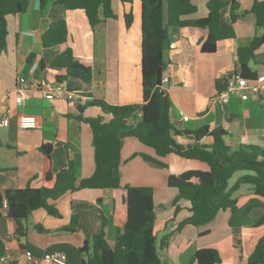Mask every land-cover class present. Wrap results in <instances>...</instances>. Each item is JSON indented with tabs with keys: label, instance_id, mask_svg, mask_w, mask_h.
I'll return each mask as SVG.
<instances>
[{
	"label": "crops",
	"instance_id": "0c3cea01",
	"mask_svg": "<svg viewBox=\"0 0 264 264\" xmlns=\"http://www.w3.org/2000/svg\"><path fill=\"white\" fill-rule=\"evenodd\" d=\"M196 11L183 15L182 19H197L208 13V0H191ZM220 22L230 20L232 0H220ZM254 0H235L240 16L234 21V37L220 40L213 53L201 52L197 31L191 25L170 26V48L163 54L166 63L163 81L167 88L171 107L169 119L179 131L223 128L224 141L230 148L241 144H255L264 148V97L250 95L243 100L231 95L226 103L217 99L219 89L216 80H226L237 72V50L247 46L250 40L264 32L255 24L250 12ZM111 7L115 17L107 18L91 27L84 10L66 9L62 4L49 0L43 9L38 0H29L28 8L20 14H9L7 20L6 47L0 52V120L7 108L11 109L7 125L0 124V193L26 186L39 187L41 173L65 168L71 162L75 169L76 183L91 175L94 169L92 134L82 117L101 115L104 121L110 115L100 108L87 105L91 97L103 98L110 104H134L142 101L141 86V5L140 0L122 2L113 0ZM132 13V22L125 25L124 13ZM64 20L67 44L73 55L91 68L92 78L84 82L68 77L70 88L81 93L77 102L62 99L47 100L42 96V83L53 82L55 69L50 62L59 53L57 45L43 47L41 35L48 26ZM30 53L35 55L32 72L25 76L28 88L23 102L16 103V78L25 67ZM44 67L37 69L38 61ZM248 67L257 75L264 74V44L256 51ZM37 69V71H36ZM222 86V85H221ZM164 87V86H163ZM83 110L80 112L78 106ZM182 113L188 116L184 121ZM176 141L187 145L192 141L177 135ZM211 144V137L200 140ZM52 143L50 156L44 159L40 146ZM143 154L164 162L161 167L143 158ZM191 161L174 153L158 156L154 149L136 137L123 139L120 150V186L118 188H82L67 192L55 201L59 217L48 214L43 208L33 210L21 220V233L15 220L4 215L0 206V242L6 262L28 264L26 254L42 257L46 252L62 251L70 264H81L78 248L85 234L103 232L110 245L114 244L116 230L126 219L124 186H149L153 189L154 231L158 238L174 230L177 224L190 214L189 202L179 201L174 212L172 200L176 189L167 185L169 172L182 170ZM245 172H240L237 178ZM236 178V179H237ZM235 179V181H236ZM53 181V179H52ZM235 181H230L232 185ZM249 184H242L233 192L237 205H243L253 197ZM261 207L254 208L250 216L263 214ZM72 216L77 218L74 231L66 230ZM230 211L220 210L208 223L198 227L188 226L183 233L171 235L161 251L164 264H196L191 258L202 247L217 249L222 264H245L257 240L264 234V224L258 228H232L228 225ZM39 226V228L37 227ZM234 239L239 245H234ZM264 264V263H263Z\"/></svg>",
	"mask_w": 264,
	"mask_h": 264
},
{
	"label": "trees",
	"instance_id": "16d2710c",
	"mask_svg": "<svg viewBox=\"0 0 264 264\" xmlns=\"http://www.w3.org/2000/svg\"><path fill=\"white\" fill-rule=\"evenodd\" d=\"M48 1L38 0L39 8L43 9ZM51 1L62 4L66 9L84 10L91 27L97 26L107 18L115 17L111 7L113 0ZM28 5L29 0H0V52L6 47L7 15L23 13ZM140 5L142 101L116 105L100 97H91L87 102V105L98 107L103 114L110 115L108 121H104L101 115L79 116L91 129L94 161L91 175L76 183L75 169L71 162L65 168L58 169L54 176L51 172L43 170L39 187L28 185L0 193V206L4 195L8 202L7 216L15 220L17 232L21 233V220L27 218L33 210L43 208L48 214L59 217L55 201L67 192L82 188H118L123 139L136 137L140 142L152 147L158 156L174 153L191 161L182 170L169 172L167 175V185L177 191L172 200L174 212L179 209V201L185 200L189 202L190 214L182 219L174 230L158 238L154 231L153 189L149 186L127 184L124 186L126 219L123 226L116 230L114 244H109L103 232L92 234L84 229L85 237L78 248L81 264H164L161 251L171 235L183 233L188 226L198 227L210 222L220 210L230 211L228 225L232 228H258L264 224V212L256 218L250 216L254 208L264 209V148L255 144H241L232 150L224 141L227 132L221 127L209 129L208 126H203L190 131L175 129L169 119L170 99L162 85L166 66L163 54L170 48L169 27H195L201 52L210 54L216 50L220 40L234 37L233 23L240 16V13L236 12L238 4L232 0L230 20L227 23L220 22V11L223 7L220 0H208L207 15L197 19L181 18L196 11V6L191 0H140ZM250 12L255 18L256 26L264 27V0H254ZM124 21L129 27L132 22L130 10L124 13ZM40 39L45 48L54 45L60 48L59 53L50 62V67L55 69L53 82L65 81L68 77L84 82L91 80V68L75 57L67 44L64 20L51 23ZM263 44L264 32L254 36L247 46L238 48V68L234 73L246 79L254 77L248 62ZM34 57L33 53L28 55L22 75L28 74ZM43 67L44 62L39 60L37 69ZM225 83L224 79L216 80L219 89L223 88ZM78 109L81 112L83 107L79 105ZM177 135H183L192 142L187 145L180 144L175 139ZM204 137H211L212 143H201L200 140ZM52 148V143L41 144L40 150L44 159L49 158ZM142 156L161 167H168L153 157L145 154ZM237 171L246 172L229 185V179ZM242 184H249L254 196L238 206L233 192ZM76 227L77 218L72 216L65 229L74 231ZM234 245H239L238 239H234ZM3 252L4 247L0 242V256ZM191 261L196 264H222L217 249L213 247L197 249ZM263 263L264 234L257 240L245 264Z\"/></svg>",
	"mask_w": 264,
	"mask_h": 264
},
{
	"label": "built area",
	"instance_id": "2783aa9c",
	"mask_svg": "<svg viewBox=\"0 0 264 264\" xmlns=\"http://www.w3.org/2000/svg\"><path fill=\"white\" fill-rule=\"evenodd\" d=\"M35 65H31L29 71L34 70ZM16 95L15 102L22 103L24 94L28 88V82L24 75L21 73L16 78ZM42 96L47 100L62 99L66 101H79L81 93L75 89L70 88L64 82H45L42 83ZM264 94V74L257 75L253 79H246L238 74H231L227 77L225 88L217 95V99L226 103L229 101L231 95H237L239 98L245 100L250 95ZM11 112L10 108L5 110L4 117L0 120L1 125H7L8 115ZM182 119L186 121L188 116L182 113ZM8 202L7 198L3 195L1 202V209L4 215H7ZM6 256H0V263H6ZM28 264H70L67 256L62 251H50L42 255V257H35L31 253L26 254Z\"/></svg>",
	"mask_w": 264,
	"mask_h": 264
},
{
	"label": "rangeland",
	"instance_id": "374dc122",
	"mask_svg": "<svg viewBox=\"0 0 264 264\" xmlns=\"http://www.w3.org/2000/svg\"><path fill=\"white\" fill-rule=\"evenodd\" d=\"M240 172H246V171H237L234 173V175L230 178V181H235V179L237 178L238 174H240Z\"/></svg>",
	"mask_w": 264,
	"mask_h": 264
},
{
	"label": "water",
	"instance_id": "95a60500",
	"mask_svg": "<svg viewBox=\"0 0 264 264\" xmlns=\"http://www.w3.org/2000/svg\"><path fill=\"white\" fill-rule=\"evenodd\" d=\"M162 85L164 86V88H167L168 85H169V81L164 80L163 83H162Z\"/></svg>",
	"mask_w": 264,
	"mask_h": 264
}]
</instances>
